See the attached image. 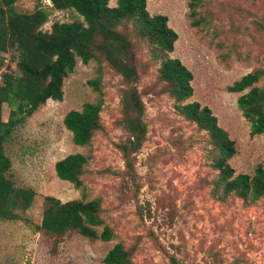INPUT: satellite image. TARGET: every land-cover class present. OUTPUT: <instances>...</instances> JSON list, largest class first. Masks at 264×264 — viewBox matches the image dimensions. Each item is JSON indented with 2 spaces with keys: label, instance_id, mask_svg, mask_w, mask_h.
<instances>
[{
  "label": "rangeland",
  "instance_id": "rangeland-1",
  "mask_svg": "<svg viewBox=\"0 0 264 264\" xmlns=\"http://www.w3.org/2000/svg\"><path fill=\"white\" fill-rule=\"evenodd\" d=\"M117 0H109L115 7ZM189 0H146L150 16L167 17L177 39L167 56L178 59L192 73L190 99L207 107L235 148L228 161L233 177L252 176L264 166V134L250 136V123L238 109L240 94L227 88L246 74L264 73V0H202L201 24L192 26ZM41 8L51 6L41 0ZM37 0H17L18 13H32ZM81 21L72 11H49L42 31L54 22ZM120 30L132 36L136 53V87L144 105L143 142L134 150L123 127L125 84L106 62L77 60L63 81L61 101L47 100L18 126L4 145L11 161L15 189L33 191L34 200L16 213L23 220H0V264H104L116 244L131 251L132 264H264V196L256 202L234 194L223 196L214 168L218 150L206 132L177 111L157 76L161 58L154 46L133 39L130 24ZM14 51L5 54L4 69L13 70ZM98 80L99 91L90 81ZM264 91V74L253 85ZM101 103L100 130L89 144L72 141L63 118L84 104ZM9 109L2 106L1 119ZM125 147L126 157L122 152ZM71 154L88 157L82 186L59 180L55 163ZM45 197L61 202L100 201L111 241L88 240L73 232L57 243L38 227ZM98 232L102 227L97 228Z\"/></svg>",
  "mask_w": 264,
  "mask_h": 264
},
{
  "label": "trees",
  "instance_id": "trees-1",
  "mask_svg": "<svg viewBox=\"0 0 264 264\" xmlns=\"http://www.w3.org/2000/svg\"><path fill=\"white\" fill-rule=\"evenodd\" d=\"M50 10L72 11L81 21L54 22L50 31H42L47 23L49 9L41 8V0L32 13H18L14 9L17 0H0V69L7 64L5 54L14 51V69L7 65L0 80V220H23L16 209L29 207L34 200L33 191L15 189L10 177L11 161L4 152V145L12 132L30 117L47 100L61 101L63 81L72 73L77 60L87 64L90 60L106 62L125 84L122 107L125 114L123 127L137 150L144 140L146 126L142 121L144 105L132 84L138 80L136 53L132 50V36L120 28L130 24L133 39L154 46V59L161 58L157 69L160 82L166 86L167 94L178 104L177 111L197 129L209 136L218 150L214 168L223 185V196L234 194L240 199L256 202L264 196V166L259 165L254 174L233 177L228 161L234 156L235 148L228 135L217 125V119L207 107L199 103H186L193 90L190 82L192 73L178 59L167 54L173 51L176 33L167 26V17L150 16L146 0H117L109 7V0H48ZM202 0H189L188 9L192 26H199L198 8ZM263 71L246 74L227 88L228 92L245 94L237 98L238 109L250 123V136L264 134V91L253 87L263 76ZM89 85L99 91L98 80ZM9 109L6 121L1 119L2 106ZM101 103L84 104L80 111L65 114L63 125L72 134L76 146H86L100 130ZM122 152L126 157L125 147ZM88 157L71 154L57 161L54 166L56 177L82 186V176ZM41 223L38 229L57 243L67 233H75L88 240L111 241L113 232L105 225L103 210L98 199L89 202L72 200L61 202L54 197H45ZM102 227L98 232L97 228ZM104 264H132L131 251L119 243L107 252Z\"/></svg>",
  "mask_w": 264,
  "mask_h": 264
},
{
  "label": "built area",
  "instance_id": "built-area-1",
  "mask_svg": "<svg viewBox=\"0 0 264 264\" xmlns=\"http://www.w3.org/2000/svg\"><path fill=\"white\" fill-rule=\"evenodd\" d=\"M3 72H4V68L3 69H0V80H1V75H2Z\"/></svg>",
  "mask_w": 264,
  "mask_h": 264
}]
</instances>
